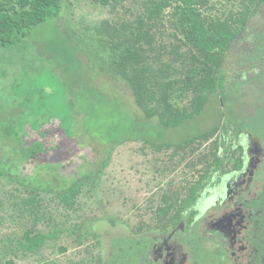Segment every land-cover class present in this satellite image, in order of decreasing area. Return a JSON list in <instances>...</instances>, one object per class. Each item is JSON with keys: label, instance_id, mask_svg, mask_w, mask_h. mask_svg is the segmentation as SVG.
<instances>
[{"label": "trees", "instance_id": "obj_1", "mask_svg": "<svg viewBox=\"0 0 264 264\" xmlns=\"http://www.w3.org/2000/svg\"><path fill=\"white\" fill-rule=\"evenodd\" d=\"M73 1L0 0V45L24 40L37 26L59 18ZM91 1L107 7L108 16L83 32L97 52L91 53L90 50L85 54L86 66L92 64L91 86L77 83V77L82 74L70 72V75L74 74L76 82L74 85L69 84L66 89L71 121L63 123L59 109L46 106L49 118L43 117L42 108H35L36 113L33 115L38 117V121L26 125L25 131L28 129L29 134L25 138L22 137L24 129L0 123V180L8 178L24 184L25 189L31 193L25 200L30 206L39 201L37 192L42 190L55 193L67 209H74L84 187L96 184L112 151L124 142L142 140L156 151L175 148L174 154H177L185 140L174 142L164 139L162 130L178 127L200 114L210 96L219 93L224 80L222 65L231 42L245 30L249 17L264 2ZM76 33L75 36H78ZM101 78L107 83L111 79L126 84L134 103L144 115L141 120L144 118L152 121L156 118L154 123L159 125L160 132L154 137L138 135V131L149 129L144 123L132 121L121 106L115 104L104 107L108 96L100 86ZM23 123L25 126L26 122ZM78 127L83 134L101 137L92 143L105 145L102 156L88 154L79 144L83 140L82 135L78 137L75 134L74 129ZM204 133L211 134L213 131ZM4 139L16 140L18 150H15L21 154L22 164L39 173L43 171L45 179L16 171L13 159L5 154ZM195 139L197 135L188 138L190 142ZM64 142L72 144L67 147ZM91 146L95 148L90 145L89 150ZM21 158H16L18 165V159ZM88 163L91 166L85 167ZM76 168L82 173H76ZM48 177L50 180H46ZM175 199L178 200L172 195L164 196V204L159 207L161 211L166 212L168 203L171 200L175 202ZM39 218L35 215L36 221ZM92 235L95 233L92 232ZM53 237L54 232L45 234L29 229L17 239L15 248L37 252ZM3 243L0 237V260L3 255L15 250L14 247L6 249ZM6 263L12 264L13 261L10 259Z\"/></svg>", "mask_w": 264, "mask_h": 264}, {"label": "rangeland", "instance_id": "obj_2", "mask_svg": "<svg viewBox=\"0 0 264 264\" xmlns=\"http://www.w3.org/2000/svg\"><path fill=\"white\" fill-rule=\"evenodd\" d=\"M220 3L227 1L220 0ZM107 16V7L91 0H74L59 18L37 26L24 40L0 45V123L17 125L25 131L26 125L38 121V117L33 115L36 113L35 108H42L43 117L49 118L46 106L57 107L63 123H69L71 119L68 115L66 89L69 84L76 83L74 74L70 75V72L82 74L77 77L79 84L91 86L93 80L90 75L92 64L88 61L91 65L86 66L85 54L90 50L91 53L97 51L83 32ZM75 32L78 36H75ZM109 80L112 83L100 79V86L108 96L103 106H121L132 121L144 123L149 129L138 131V135H157L160 132L159 125L154 123L157 119L141 120L144 115L134 103L128 86L121 81ZM263 87L264 76L255 84L242 86L245 93L239 94L242 90L240 88L237 96H231L232 100L227 101L229 113L239 112L249 103L256 111L250 121L261 126L258 114L261 115L259 112L262 108L259 105H264ZM217 95L210 96L200 114L178 127L163 129L164 139L174 142L186 140L213 128L222 117V107L215 98ZM125 104L133 109V116ZM20 115L27 119H22ZM224 115L230 116L228 112ZM27 130L22 133V137L29 134ZM74 131L78 137L82 135L83 142L79 144L88 154H104L105 145L92 143L101 137L83 134L79 127ZM17 144L14 139L6 140L4 150L13 159L14 169L24 175L32 174L45 179L43 171L39 173L22 164L21 154L15 150H18ZM63 144L69 147L72 143ZM90 145L95 148L91 146L89 150ZM194 146L198 148L196 144ZM174 150L169 148L156 151L142 140L118 145L112 151L99 180L93 187H84L72 210L67 209L55 193L42 190L37 192L39 201L30 206L25 200L31 193L25 189L24 184L8 178L0 180V237L6 249L15 248L17 239L29 229L45 234L55 233V237L49 238L37 252L15 248L14 252L2 256L0 264H8L6 261L10 259L12 264H75L84 260L86 251L94 244V219L113 217L133 226L138 216L148 221L151 214L156 213L164 204V196L172 195L179 203L186 194V190L181 188L185 161L181 160L184 157L183 148L177 154H174ZM17 157L21 158L18 159L19 165ZM84 166L90 167L91 163ZM76 170V173H82L79 168ZM35 215L40 217L37 221ZM62 247L65 250L62 251Z\"/></svg>", "mask_w": 264, "mask_h": 264}, {"label": "flooded vegetation", "instance_id": "obj_3", "mask_svg": "<svg viewBox=\"0 0 264 264\" xmlns=\"http://www.w3.org/2000/svg\"><path fill=\"white\" fill-rule=\"evenodd\" d=\"M222 72L221 119L213 133L184 141L180 202L133 226L94 219V244L75 264H264V105L257 126L249 103L229 113L227 102L264 76V2L231 42Z\"/></svg>", "mask_w": 264, "mask_h": 264}]
</instances>
